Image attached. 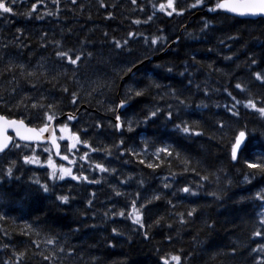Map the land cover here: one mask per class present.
<instances>
[{"label": "trees", "instance_id": "1", "mask_svg": "<svg viewBox=\"0 0 264 264\" xmlns=\"http://www.w3.org/2000/svg\"><path fill=\"white\" fill-rule=\"evenodd\" d=\"M215 2L204 0L190 7L195 0H174L177 12L169 16L171 9L161 12L158 8L167 0H137L135 5L132 0H103L104 7L101 0H76L75 4L72 0H16L15 14L0 13V114L28 123L31 119V125L38 127L35 110L17 107L16 100L44 96L47 102L55 101L63 114L80 111L75 120L61 123L91 145L77 144L69 151L67 142L63 144L74 175L83 173L87 181H58L48 170L25 163L22 157L36 151L20 142L0 155V264H162L159 258L168 253L180 255V264H256L258 257L264 260L259 251L264 246L260 223L264 200L256 197L264 192V174L244 163L246 159L258 162L256 158L264 156V115L257 111L264 107V80L254 75L264 73V18L207 12L194 16ZM33 3L37 7L29 19L26 13ZM136 20L141 22L136 24ZM206 21H210L207 29L203 27ZM128 32L134 35L128 37ZM157 35L168 38L163 50H159L160 42L155 46L144 42L145 37L150 41ZM114 39H127L129 44L121 52L114 48ZM55 40L61 41V48ZM69 48L93 55L73 66L55 56L56 51ZM137 58L143 63L136 64L131 73L121 71ZM253 59L257 64L251 63ZM19 64L36 75L21 76L22 70L14 66ZM149 79L160 87L133 97L121 113L125 127L116 131L117 109H108L125 98L129 87H144ZM236 83L243 91L235 88ZM224 89L241 101L235 109L238 116L228 112L235 101ZM173 90L187 106L178 104ZM74 91L80 97L76 104L71 102ZM248 99L257 107L245 108ZM168 104L173 105L171 121L162 114L144 121L145 114L157 106L167 112ZM128 120L133 121L132 131L127 130ZM181 121L202 135L178 131L174 125ZM219 121L232 127L246 125L253 150L246 149L238 161H232ZM121 139L123 146L118 144ZM157 147H169L173 156L162 152L157 158L153 155ZM85 152L88 159L82 161ZM182 158L189 163L185 165ZM12 161L16 163L9 177L5 170ZM96 163L105 164L109 171H99ZM149 163L158 167L149 168ZM249 173L253 174L250 182L244 179ZM202 175L209 179L201 180ZM165 183L170 187L164 188ZM185 185L196 195L179 191ZM62 195L69 196L67 206L57 199ZM134 199L136 208L151 201L147 211L141 210L144 229L128 217ZM193 208L196 211L188 217L186 213ZM120 211L125 216H119ZM179 214H184V223ZM157 219L160 224L154 223ZM208 224L213 227L209 229ZM113 227L118 234L112 232ZM256 231L262 235L254 236ZM49 238L54 239L51 245ZM170 264L176 262L170 260Z\"/></svg>", "mask_w": 264, "mask_h": 264}, {"label": "snow or ice", "instance_id": "2", "mask_svg": "<svg viewBox=\"0 0 264 264\" xmlns=\"http://www.w3.org/2000/svg\"><path fill=\"white\" fill-rule=\"evenodd\" d=\"M39 2V0H38ZM137 0H132V4H136ZM72 3L75 4L76 0H72ZM204 3V0H195V3L190 5V7H196L198 5H201ZM16 5V0H0V13L2 14H15L14 13V8ZM101 7H104V3L103 0H101ZM37 4L33 3L31 5V10L26 13V16L31 19L32 18V12L36 9ZM153 7H157V5H153ZM159 11L161 12H165L168 9H171V11H167V15L171 16L174 12H177V7H174V0H167V3H160L158 5ZM180 11L182 12L183 9H180ZM208 11L210 12H216V11H224L226 13H230V14H235V15H239V16H264V0H216V2L208 8ZM47 15H53V13L49 12L47 13ZM111 13H108V16L111 17ZM36 19H42V17L37 16ZM149 20L152 19L151 16L148 17ZM141 21L140 20H136L134 21V23L139 24ZM210 26V21H206L203 25V27L205 29H207ZM17 32H22V29H17ZM105 35H107V33H105ZM128 37H132L134 35L133 32H128L127 33ZM177 40H179V37H177ZM144 42L145 44H150L151 46H155L158 44V42H160V48L159 50H163L164 45L167 44L168 42V38L165 37L164 35H157V36H153L150 41L147 37L144 38ZM58 48H61V41L60 40H55L53 42ZM112 44L114 46L115 49L120 50L121 52L124 50V48H126L129 44V41L127 39H125L123 42H121L120 40H113ZM93 55L92 52H87L86 54L84 53V51L80 50V51H75L72 48H69L67 50H58L55 52V56L58 57L60 60H66L68 64L73 65V66H78V62L82 61V58H91ZM74 56V58H73ZM146 58V57H145ZM227 59H230V57H228ZM143 61L140 60L139 58H137V60L131 64V66L126 67L124 69H121V71L127 73H131L133 68L136 67V64H142ZM251 63L253 65L257 64V61L255 59H253L251 61ZM15 67H19L22 71H21V76H35L36 73L35 71H27L25 69V65L24 64H19V65H14ZM159 67V66H158ZM168 72H172V68H168L167 69ZM77 74L76 70L74 69L73 71V77H75ZM255 78L257 80H264V73L261 72H256L254 73ZM137 85H139L141 82L140 81H136L135 82ZM189 83H191V81H189ZM82 87V85H81ZM151 87H156L159 88L160 85L156 84L155 81L149 79L148 84H146L144 87H137V88H132L129 87L127 90V94L125 96V98L119 100V102L115 105V108L110 107L108 110L109 111H116V109H122L124 108L126 105H128L131 100L133 99V97H141L142 95L145 94V92L151 88ZM235 88L236 89H240L243 91L242 85L240 83H236L235 84ZM97 89L93 88V91H96ZM63 92H68V88L67 87H63L62 88ZM225 92H227L228 96H230L232 98L233 101H235V103L228 108V112L231 113L232 116H238L239 112L235 111L236 109V105L240 104L241 101L238 100L235 96L232 95L231 92H228L227 89H224ZM90 94V93H89ZM207 93H205L206 95ZM171 95L174 96V98L176 99V101L178 102L179 105H183V106H187L186 105V101L184 99H181L179 95L176 94L175 90H173V92L171 93ZM71 97L72 100L71 102L73 104H76L78 102V100L80 99L78 92L74 91L71 93ZM0 102H3L2 99H0ZM20 105H23L25 109H28L29 111L35 110V112L37 113L35 115V119L37 121H39V126L36 128H28L27 125H25L24 119H19V120H9L7 115L4 114H0V152H3L7 146L8 143L12 141V137L9 135H6V129L7 128H12L16 135L21 139V140H25V141H43V140H50L51 145L53 146V148L56 149V155L57 156H61V151H60V144L58 143V139L59 140H68V146H67V150L71 151L72 149H75L77 144H83L85 147L87 148H91V145L88 143L87 140H81L80 136L78 133L76 132H72L69 134V136L65 137L64 133L66 131H68V124L66 123H59L58 122V114H63L62 111L60 110L58 104L53 101V102H47V98L44 96H40L38 99H33L31 97H21L18 100H16V106L19 107ZM173 107L172 104H168L167 108L168 111L164 112L159 106L155 107L153 110L147 112L144 116V121L147 122L149 119L153 118V117H158V114H162V115H166V117L169 119V121H171L173 119V111L171 110ZM244 107L245 108H256V104L253 102L252 99H248L246 102H244ZM9 115L11 114V109H7ZM257 111H259V113H261V115H264V107H260L257 109ZM67 120L71 121V120H75L76 117L74 115H67L66 117ZM53 122H56L55 125H53ZM32 123V120L29 119V124ZM132 125H133V121L128 120L127 122V130L128 131H132ZM99 123L97 124V127H99ZM59 128V132H60V136L59 138L56 135V128ZM125 127L124 123L121 120V116L119 114H117L115 116V124H114V128L116 129V131H121L123 128ZM174 127L184 133V134H191L194 136H200L202 135V132L200 130H198L197 128L193 127L192 125H190L187 122L181 121V123H177L174 125ZM22 128H27V130L31 133H33L32 135H23L21 132ZM218 128L221 132L224 133V136H222L221 138L224 139L225 137H227V143L229 145V155H230V159L232 161H238L239 158V154H242L246 149L249 151H252L253 149L251 148V140L253 139L252 136H250L249 130L247 129L246 125L245 126H237V127H232L230 125H225L224 121H219L218 122ZM51 132V135L46 137L44 134ZM119 145L123 146L125 145V141L123 139L119 140L118 142ZM27 146V145H25ZM15 147H20L19 144H16ZM145 148L148 147V144L145 143ZM45 152L48 151L47 148L44 149ZM92 151H96V149H92ZM165 153L167 156L171 157L173 156V150H171L169 147H157L155 148V152L153 153V155L157 156V158H159V154L160 153ZM121 155L124 154L123 150H121L120 152ZM133 155H135L136 153L133 152ZM110 155V153H109ZM175 155L177 157H180V153L176 152ZM23 161L25 163H37L38 162V157L36 156H29V155H24L22 157ZM62 159L67 161L69 160V157L67 155H63ZM88 159V152H85L83 156L80 157V160L85 161ZM258 162H250L248 159H246L244 161V163L246 164L247 168L249 169H255L257 170L259 173L264 174V156H258L257 158ZM52 157L51 155L48 156V164L49 167H52ZM141 163H144L143 160L140 161ZM182 162L187 165L189 163V161L187 160V158H182ZM15 161H12L11 164L6 168L5 170V175L11 177L12 173H13V166L15 165ZM149 168H153V167H158V165H153L151 163H149L147 165ZM95 168L98 169L101 172H108L109 169L107 167H105V164L103 163H96L95 164ZM187 167H185V171H187ZM193 171H195V169H192ZM112 172H116V169H111ZM52 177L55 178L56 173L53 172ZM253 175L252 173H249L248 175H245L244 179L246 181H249V177ZM65 176H70L71 179L73 180H88V177L86 175H83V173H81V175H74L72 173V169L71 168H65L63 166L60 167V173H59V178L60 179H64ZM0 179H2V177H0ZM201 180H208L209 176L208 175H202L200 176ZM95 182V181H92ZM125 181L121 180L120 183L123 184ZM37 183H39V181H37ZM143 183V182H141ZM164 188H169L170 185L168 183H165L163 185ZM43 189L45 192H47L48 186L47 184L43 185ZM179 191L184 192V193H188L190 195H196V192L189 187L188 185H185L183 188L179 189ZM115 194L117 196H120L121 193L119 191H116ZM139 193L136 194L137 198H139ZM213 195H216L215 193H213ZM256 197L260 200H264V192H258L256 193ZM218 198V197H217ZM57 199L60 201L61 205H65L67 206L69 204V196L67 195H62V196H58ZM153 199H159V196H154ZM136 203L137 200L134 199L132 201V208L133 211L128 213V217L132 219V222L136 225L139 226V228L144 229L146 228V223L145 221L142 219V211H147L146 208V204L151 203L150 200H145L144 203H141L139 208H136ZM171 203V202H170ZM89 204H91V201H89ZM59 206V205H58ZM196 211L195 208L191 209L190 211H188L186 213V215L188 217H191L193 215V213ZM105 215H107V213H105ZM117 215L116 212H113V216ZM119 216L123 217L125 216V212L124 211H120L118 213ZM180 215V222L184 223V214H179ZM155 224H160L161 220L157 219L155 222ZM261 225H264V214H262L261 216V220H260ZM209 229H211L213 226L211 224L206 225ZM169 227H171V225H169ZM112 232L114 234H118L119 230L115 227L112 228ZM143 235L145 236V238H148V232L145 231L143 233ZM254 236H261L262 233L261 231H256L253 233ZM169 239H171V237H169ZM54 243V239L53 238H49L47 240V244L51 245ZM61 251H63L61 249ZM233 251H235V249H233ZM253 252H256L257 249L253 248L252 249ZM259 251L264 253V246H259ZM20 256H23L24 253H19ZM44 259H49V257H44ZM160 261H162V264H170V260L171 261H175L176 264H180L181 262V256L180 255H176V254H168V255H164L161 256ZM256 264H264V260L260 259L259 257L257 258Z\"/></svg>", "mask_w": 264, "mask_h": 264}, {"label": "water", "instance_id": "3", "mask_svg": "<svg viewBox=\"0 0 264 264\" xmlns=\"http://www.w3.org/2000/svg\"><path fill=\"white\" fill-rule=\"evenodd\" d=\"M207 11H208V9H207ZM208 12H210V11H208ZM199 13H201V12H199ZM210 13L217 14V13H226V12H224V11H216V12H210ZM228 14H230V13H228ZM231 15H233V16H237V17H240V18H247V19H257V18H261V17L264 18V16H239V15H235V14H231ZM126 106H127V105H126ZM126 106H125V107H126ZM125 107L122 108V109H118V114H119V115H120V112L123 111V110L125 109ZM8 118H9V117H8ZM61 118H62V117H58V120H60ZM12 119H14V118H9V120H12ZM15 120H19V119H15ZM24 122H25V121H24ZM25 125H27L28 128H36V127L29 126L28 123H26V122H25ZM53 125H55V122H53ZM21 132H22L23 135H32V134H33V133L29 132V131L27 130V128H22V129H21ZM5 134L11 136V137H12V141L8 143V146H7V148H6L4 151L8 150L9 147L12 145L14 137H16L18 140H20V141H22V142H25V143H31V144H33V143H50V140H43V141H39V142H37V141H25V140H21V139L16 135L15 131H14L12 128H7ZM44 135H45L46 137H48V136L51 135V132L45 133ZM56 135H57V133H56ZM58 143H59V142H58ZM60 150H61V146H60ZM4 151H3V152H4ZM54 151H55V153H56V149H55V148H54ZM0 153H2V152H0Z\"/></svg>", "mask_w": 264, "mask_h": 264}, {"label": "rangeland", "instance_id": "4", "mask_svg": "<svg viewBox=\"0 0 264 264\" xmlns=\"http://www.w3.org/2000/svg\"><path fill=\"white\" fill-rule=\"evenodd\" d=\"M44 149L45 148H43V152L45 153V155L43 156L42 153H40L39 155L38 154L32 155V156L38 157V162L37 163H30V164L34 165L35 167H39V168H43V169L48 170L50 175L53 172H55L56 173L55 178H57L58 181H62V180H65L67 178H70V176H65L64 179H60L59 178V173H60V167L61 166L65 167V168H71L72 169V173L74 174L73 166L58 164L57 161H55L53 158H52V162H51L52 163V167H49L48 156L51 155V157H53V153H52V150H51L50 147H47V149H48L47 152H45Z\"/></svg>", "mask_w": 264, "mask_h": 264}, {"label": "bare ground", "instance_id": "5", "mask_svg": "<svg viewBox=\"0 0 264 264\" xmlns=\"http://www.w3.org/2000/svg\"><path fill=\"white\" fill-rule=\"evenodd\" d=\"M119 86H120V84H119ZM103 95H104V94H103ZM135 153H136V152H135ZM126 178H127V177H126ZM141 188H142V187H141ZM135 191H136V190H135ZM135 191H134V192H135ZM168 254H169V253H168ZM166 255H167V254H166Z\"/></svg>", "mask_w": 264, "mask_h": 264}]
</instances>
